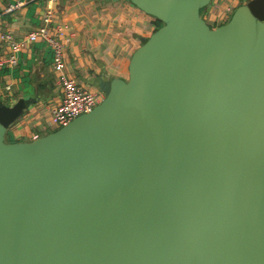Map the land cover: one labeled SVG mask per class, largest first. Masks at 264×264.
Here are the masks:
<instances>
[{
	"label": "water",
	"instance_id": "obj_1",
	"mask_svg": "<svg viewBox=\"0 0 264 264\" xmlns=\"http://www.w3.org/2000/svg\"><path fill=\"white\" fill-rule=\"evenodd\" d=\"M162 24L91 111L6 141L0 264H264V0H131Z\"/></svg>",
	"mask_w": 264,
	"mask_h": 264
},
{
	"label": "crops",
	"instance_id": "obj_2",
	"mask_svg": "<svg viewBox=\"0 0 264 264\" xmlns=\"http://www.w3.org/2000/svg\"><path fill=\"white\" fill-rule=\"evenodd\" d=\"M213 2L202 14L211 27H217L226 20L212 13ZM246 2L241 0L238 6ZM11 4L17 5L7 11ZM49 8L54 9L57 21L73 29V37L65 46L66 74L75 76L80 85L101 92L102 79H127L134 51L156 29L154 17L131 0H0L4 25L18 38L42 25ZM7 54L8 48L0 43V99L9 105L20 98L34 102L8 128L6 141H31L55 131L50 116L62 99V89L51 65L52 46L42 39L28 44L20 52L16 67L6 64Z\"/></svg>",
	"mask_w": 264,
	"mask_h": 264
},
{
	"label": "built area",
	"instance_id": "obj_3",
	"mask_svg": "<svg viewBox=\"0 0 264 264\" xmlns=\"http://www.w3.org/2000/svg\"><path fill=\"white\" fill-rule=\"evenodd\" d=\"M241 0H214L212 13L219 20H227L226 15L231 14ZM22 3L21 1L19 2ZM18 3V5H19ZM17 4H11L7 11L13 9ZM73 29L63 21H57L55 11L47 9L44 14L42 25L36 27L22 38H18L4 25L0 13V43L8 48L5 58L6 64L16 67L19 64L20 52L28 44L39 39L47 41L53 48L52 68L58 75V83L62 89V99L51 111V122L58 129L82 113L91 111L104 98V93L98 90L80 85L75 76L67 75L65 72V46L72 39Z\"/></svg>",
	"mask_w": 264,
	"mask_h": 264
},
{
	"label": "trees",
	"instance_id": "obj_4",
	"mask_svg": "<svg viewBox=\"0 0 264 264\" xmlns=\"http://www.w3.org/2000/svg\"><path fill=\"white\" fill-rule=\"evenodd\" d=\"M204 9H205V8H204ZM204 9H203V10H204ZM151 16H153V15H151ZM153 17H154V19H155L156 28L159 27V26H161L162 22H161L158 18H156L155 16H153Z\"/></svg>",
	"mask_w": 264,
	"mask_h": 264
},
{
	"label": "rangeland",
	"instance_id": "obj_5",
	"mask_svg": "<svg viewBox=\"0 0 264 264\" xmlns=\"http://www.w3.org/2000/svg\"><path fill=\"white\" fill-rule=\"evenodd\" d=\"M217 1H218V0H217ZM246 1H248V0H246ZM212 2H213V1H211L210 4H212ZM213 5H214V2H213ZM213 5H212V6H213ZM229 15H230V14H227V15H226L227 19H228ZM226 21H227V20H226ZM9 67H10V66H9ZM23 114H24V113H23ZM7 138H8V139H11V138H9V137H7Z\"/></svg>",
	"mask_w": 264,
	"mask_h": 264
}]
</instances>
